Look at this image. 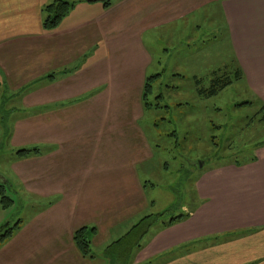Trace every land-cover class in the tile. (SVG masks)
I'll use <instances>...</instances> for the list:
<instances>
[{
    "label": "crops",
    "instance_id": "0c3cea01",
    "mask_svg": "<svg viewBox=\"0 0 264 264\" xmlns=\"http://www.w3.org/2000/svg\"><path fill=\"white\" fill-rule=\"evenodd\" d=\"M52 1L0 0V146L17 149L0 186L34 198L0 244V264H264V140L252 141L264 138V92L253 93L248 163L201 176L197 202L167 221L146 194L160 148L141 123L156 60L198 65L227 38L264 81V0H65L76 3L46 31ZM30 148L39 153L17 156ZM82 228L92 258L74 244ZM133 228L144 240L134 260L106 259Z\"/></svg>",
    "mask_w": 264,
    "mask_h": 264
},
{
    "label": "rangeland",
    "instance_id": "374dc122",
    "mask_svg": "<svg viewBox=\"0 0 264 264\" xmlns=\"http://www.w3.org/2000/svg\"><path fill=\"white\" fill-rule=\"evenodd\" d=\"M226 40L212 46L216 48L209 55H215L206 58L204 63L185 65L164 58L156 60L149 68L148 76H159L148 97L155 108L145 111L141 123L153 133L160 150L153 153L152 161H147V168H154L151 173L147 170L148 182L154 186H147L146 194L156 204V211L152 214L164 213L160 217L163 221L178 217L183 206L190 204L192 207L197 202L195 184L201 176L232 164L248 163L253 150L252 141L264 140L258 137L251 141L249 127L252 115L260 108V99L254 98L253 93L264 92V81L258 79L255 68L254 77L245 54L234 56L231 44ZM173 54H180V51ZM179 62L182 63L183 59ZM213 72L218 79L211 82ZM237 72L241 73L239 80H236ZM195 79L199 81L198 87ZM227 81H231L229 86L214 96H208L213 85L218 87ZM197 93H201L200 96ZM16 150L0 146V173L2 164L15 157ZM4 186L6 196L14 204L7 210L0 209L1 235L31 214L30 202L34 199L14 187ZM153 220L148 218L144 223ZM143 245L139 243L140 248ZM90 249L97 252L91 246ZM100 250L103 252L102 248ZM130 260L132 262L134 257Z\"/></svg>",
    "mask_w": 264,
    "mask_h": 264
},
{
    "label": "trees",
    "instance_id": "16d2710c",
    "mask_svg": "<svg viewBox=\"0 0 264 264\" xmlns=\"http://www.w3.org/2000/svg\"><path fill=\"white\" fill-rule=\"evenodd\" d=\"M113 0H89L88 3H94L99 2L104 5L105 8H108L111 6ZM81 2V1H79ZM74 3H69L65 0H53L49 5L44 7V17L42 21V27L46 31H53L55 30L61 21L70 13L72 10ZM214 78L211 82L216 81L218 77L216 76V72H213ZM158 75L154 76H147L144 81L143 90H142V105L143 108L147 111L151 108H155V106L151 105L148 101V97L152 94L153 86L152 84L158 79ZM241 78V73H236V80H239ZM195 83L198 87L199 81L195 79ZM231 84V81H227L223 85H220L218 87L212 86L210 89V92L208 93V96H214L217 94L218 91L224 89L225 87L229 86ZM200 92L201 90L198 89ZM201 93H197V95L200 96ZM250 104V103H249ZM39 151L37 149H30V150H19L17 152V156L19 157H26L30 154H38ZM6 189L4 186H0V205L4 210H7L12 207L14 204L13 201L6 196L5 193ZM20 223V221H19ZM18 223V224H19ZM18 224L14 226V228H8L4 232L3 235L0 234V244L5 242L6 240L10 239L13 236V232L18 228ZM151 223L147 224V228ZM136 228V227H135ZM133 228L129 233H127L124 237L110 245L109 247L104 249V256L106 259L113 260V256L115 258H118V260L123 261V259H130L128 255L131 253L133 248L140 249L139 243L137 241H133V235L134 230ZM91 233L94 232V229L90 231ZM87 229L82 228L77 230L73 235V241L78 249V251L82 254L83 257H89L92 258L91 249H90V241L88 240L87 236ZM134 246V247H133Z\"/></svg>",
    "mask_w": 264,
    "mask_h": 264
}]
</instances>
